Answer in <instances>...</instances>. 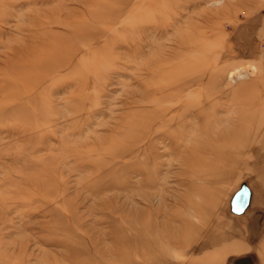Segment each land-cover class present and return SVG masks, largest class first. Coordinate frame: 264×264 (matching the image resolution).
<instances>
[{
    "label": "rangeland",
    "instance_id": "obj_1",
    "mask_svg": "<svg viewBox=\"0 0 264 264\" xmlns=\"http://www.w3.org/2000/svg\"><path fill=\"white\" fill-rule=\"evenodd\" d=\"M37 1L0 0V264H264V0ZM59 38L74 68L30 60ZM195 72L194 133L155 136L148 99ZM240 122L253 149L201 165Z\"/></svg>",
    "mask_w": 264,
    "mask_h": 264
},
{
    "label": "bare ground",
    "instance_id": "obj_2",
    "mask_svg": "<svg viewBox=\"0 0 264 264\" xmlns=\"http://www.w3.org/2000/svg\"><path fill=\"white\" fill-rule=\"evenodd\" d=\"M35 1V0H34ZM77 1V0H76ZM142 1V0H141ZM184 1V0H183ZM30 2H32V1H30ZM37 2H40V0L39 1H37ZM34 4H36V2H34ZM136 4V3H135ZM142 5V4H141ZM35 7V6H34ZM36 7H37V5H36ZM214 7V6H213ZM40 8V7H39ZM141 8V7H140ZM35 9H38V8H35ZM41 10V9H40ZM140 11V10H139ZM1 12V11H0ZM212 12V11H211ZM111 14V13H110ZM200 15V14H199ZM36 16V15H35ZM38 16V15H37ZM42 16H43V14H42ZM158 16V15H157ZM166 16V15H165ZM29 17V16H28ZM47 17V16H46ZM52 17V16H51ZM197 18H198V16H196ZM203 17V16H202ZM49 18V17H48ZM40 19V18H39ZM38 19V20H39ZM82 19V18H81ZM112 19H113V17H112ZM152 19V18H151ZM225 19V18H224ZM38 20H36V21H38ZM51 20H53V19H51ZM72 20V19H71ZM160 20V19H159ZM206 20V19H205ZM72 21H74V20H72ZM71 21V22H72ZM79 21V20H78ZM93 21V20H92ZM95 22H96V20H94ZM90 22V21H89ZM195 22V21H194ZM201 22V21H200ZM33 23V22H32ZM31 23V24H32ZM47 24H49L50 26H52V23H54V22H46ZM97 23V22H96ZM193 24V23H192ZM191 24V25H192ZM36 25H37V23H36ZM57 26H60V25H57ZM104 26H105V24H104ZM195 26V25H194ZM61 27V26H60ZM62 27H64V26H62ZM93 28V27H92ZM191 28V27H190ZM95 29V31L94 32H85V33H83V34H81L80 36H81V39H83V41H84V43L87 45V47L88 46H90V45H92V44H94L96 41H97V39H99L100 37H102V34H100L99 32H97V30H96V28H94ZM191 29H193V28H191ZM64 30H66V31H68V32H71V33H73V35L75 36L76 35V33H77V30L75 31V29H73V30H71L70 28H66L65 27V29ZM99 30V29H98ZM204 30V29H203ZM202 30V31H203ZM189 31V30H188ZM62 33H64L63 31H62ZM189 34H190V32H189ZM186 36V35H185ZM188 36L189 37H191L192 38V36H190V35H187L186 37H185V39L186 38H188ZM45 37V36H44ZM75 38V37H74ZM181 39V38H180ZM205 39V38H204ZM208 39V38H207ZM219 39V38H218ZM48 40V39H47ZM177 41H178V39H176ZM46 41V40H45ZM64 41V42H63ZM66 41H67V39H66ZM153 41V40H152ZM180 41H182V40H180ZM187 41V40H186ZM69 42V41H68ZM179 42V41H178ZM188 42V41H187ZM190 42L191 41H189V45H190ZM200 42V41H199ZM63 43V45L65 44V39H61V38H59V39H57V41H51V42H49V43H47L46 44V46L48 47V46H51V45H56V48H58V49H60L61 47H60V45ZM180 43V42H179ZM198 43V42H197ZM44 44V43H43ZM151 44V43H150ZM168 44V43H167ZM176 44V43H175ZM66 46H64L65 48H64V50L66 49H69L67 52L68 53H66L65 55H62V51H64V50H62L61 52H58L59 50H57V52H56V54H57V56H55V53L53 52H50V50H49V52H42V51H37V50H35V48H34V50L33 51H31L30 53H31V61H35V60H38V59H40L41 58V56H42V54H44V58H46V61L44 62H42V64L43 65H45V67H46V69L47 68H51V69H63V67H65V65H69V66H71V67H73L74 68V64H72V62L76 59V56H77V51L79 52V50H81V46L78 44H76V43H73V42H69L68 44H65ZM192 45V44H191ZM203 45V44H202ZM42 46V45H41ZM204 46V45H203ZM202 46V47H203ZM212 46V45H211ZM28 47V46H27ZM31 46H29V48H30ZM52 47V46H51ZM179 47L180 48H183L184 49V47H185V44H184V42H182V43H180L179 44ZM192 47V46H191ZM205 47V46H204ZM203 47V48H204ZM200 48V47H199ZM33 49V48H32ZM84 49V48H83ZM192 49V48H191ZM194 49V53H195V51H196V48H193ZM206 49H208V48H206ZM217 49V48H216ZM216 49H212V50H210L209 52L210 53H214L215 52V50ZM48 50V49H47ZM45 51V50H44ZM177 51V50H176ZM183 51V50H182ZM65 52V51H64ZM186 52V51H185ZM198 52V51H197ZM199 52H200V50H199ZM26 53V52H25ZM26 55V54H25ZM142 55V54H141ZM50 56V57H49ZM61 56H66V57H68V59H69V63H62V59H61ZM49 57V58H48ZM173 57V56H172ZM175 57H176V54H175ZM43 58V59H44ZM171 58V57H170ZM48 60V61H47ZM169 60V59H168ZM168 60H166L167 62H168ZM174 60V59H173ZM175 60H177V59H175ZM174 60V61H175ZM159 61V60H158ZM161 61H163L164 62V60H160L159 62H160V64H161ZM77 62H80V60L78 59L77 60ZM166 62V63H167ZM27 63V62H26ZM33 63V62H32ZM158 62L157 61H155V67H157L158 66V64H157ZM169 63V62H168ZM39 64V63H38ZM152 64V63H151ZM156 64H157V66H156ZM41 65V64H40ZM67 65V66H68ZM168 65H170V64H168ZM189 65H191V66H193V67H200L201 65H200V63H199V61H196V60H193V61H191V64H189ZM171 66V65H170ZM173 66V65H172ZM233 66V65H232ZM31 67H32V64H31ZM150 67H152L151 65H150ZM162 67H163V65H162ZM165 67H166V65H165ZM37 68V67H36ZM77 68V67H76ZM154 68V67H153ZM153 68H151V69H153ZM168 68H169V66H168ZM185 68V67H184ZM188 68V67H187ZM186 68V69H187ZM201 68V67H200ZM228 68V67H227ZM32 69H33V67H32ZM166 69V68H165ZM164 69V70H165ZM234 69V68H233ZM255 67H253V69L250 71V73L252 74H255ZM34 70H35V68H34ZM188 70V72L190 71L189 69H187ZM152 71H154L155 72V70H152ZM160 71V70H159ZM257 71V70H256ZM50 72V71H49ZM250 73H248V74H250ZM238 75H239V72H238ZM61 76V75H60ZM186 76V75H185ZM239 76H248L247 75V73L246 74H240ZM238 76V77H239ZM38 79V80H37ZM36 80L37 81H42L43 79H45V77H44V75L42 74V75H40L38 78H37ZM158 79H160V77L158 78ZM162 79V78H161ZM200 79V76H199V74H197L196 75V72L195 73H192V75L190 76V77H186V79L184 78L182 81H180V82H175V83H173V84H170V85H167V86H165V87H161V88H157V90H156V92H155V96L153 97V98H150V99H148L149 101H150V103H151V105L153 106V108H154V113H153V115H152V117L148 120V123H149V121H151V124L153 123V124H156V122H157V118H160V117H162V118H164V119H166L163 123H162V125L161 126H159V128H157V130L155 131V136H160V134H161V130L163 131L164 130V132L165 131H170V129L171 128H173V127H178V128H181V129H185V132H189L190 134L189 135H191V134H193L194 133V131H195V126L197 125L196 123H193V121H192V123H188L186 120H185V118L186 117H194V116H196V117H198L199 115H200V113L201 112H199V110H196V109H194V110H192V111H190L189 109V106H190V103L192 102H187V101H184V99H183V96L181 95L182 93H184L186 90H188L189 88H191L194 84L193 83H195V82H197L198 80ZM240 79H242V78H240ZM29 80V79H28ZM72 80V79H71ZM60 84V83H59ZM57 85V84H56ZM149 87H150V85H149ZM239 91V90H238ZM49 94V93H48ZM154 94V93H153ZM181 95V96H180ZM150 96H151V93H150ZM174 96H177L178 98L175 100L174 99ZM21 97V96H20ZM171 99H173L174 101H176L175 103H173L172 104V102H170V100ZM167 102H170V104H167ZM75 106V105H74ZM71 107H73V106H71ZM72 109V108H71ZM73 110H74V107H73ZM71 111V110H70ZM25 112V111H24ZM73 112V111H72ZM54 113H57V112H55L54 111ZM58 113L60 114L61 112L58 110ZM57 113V114H58ZM240 115H242L243 116V119H241V120H243L244 121V118H249V115H250V113L247 111V110H243V111H241V114ZM62 116V115H61ZM238 116V115H237ZM217 119V118H216ZM218 120V119H217ZM51 121V120H50ZM195 121V120H194ZM219 122V121H218ZM55 124V123H54ZM194 124H196V125H194ZM213 124V123H212ZM20 125V124H19ZM144 125V121H142L140 118H137L136 120H135V122L134 121H132V124L128 127V125H126V123L124 122V127L125 128H128V131H130V130H132V133H134L133 132V129H135L136 130V128H138V127H140V126H143ZM26 126V125H25ZM62 126V125H61ZM199 126V125H198ZM212 127H214V126H212ZM227 127V126H226ZM236 127V128H235ZM235 127H234V129H224L225 131H223L224 132V134L223 133H221V135L219 136V138L218 139H213V141L212 142H210L209 144H210V146H211V151H210V155H212V156H216L217 157V159H215V161L214 162H208L207 160H201L199 163L201 164V165H204L205 167H210V166H213V167H216V166H221V165H223L224 167L226 166V164H229L230 163V157H231V153L232 152H244L245 150H252L253 149V147L252 146H249V145H247L246 143H244V142H241V141H238V140H236V137H239L238 135L239 134H241V136H243L244 137V135L242 134V133H245V130H248V129H250L249 128V126L247 125V123L246 122H240V124H235ZM94 128V127H93ZM200 129H201V127H200ZM67 130V129H66ZM89 130V129H88ZM197 130H199L198 128H197ZM215 130V129H214ZM203 131V130H202ZM209 131V130H208ZM207 132V131H206ZM212 132V131H211ZM125 134V133H124ZM131 135V134H130ZM136 135H138V134H136ZM125 136V135H124ZM133 135H131V137H132ZM264 136V135H263ZM137 137V136H136ZM136 137H134L133 136V138H135L136 139ZM262 137V136H261ZM188 139V138H187ZM68 140V139H67ZM199 136H197V135H195L194 134V136H191V138L189 139V141H190V143L191 144H197L198 142H199ZM239 140H241V139H239ZM99 141V140H98ZM73 143V142H72ZM84 144V143H83ZM179 146V144H178V142H177V140H176V138H175V140H174V142L172 143V147H175V146ZM183 146H186V147H188L187 145H185V144H183ZM208 147V143L206 142V143H204V142H202V143H200V145H198V146H195V145H193V147H192V150H194V151H201L202 149L204 150V148H207ZM97 148V147H96ZM250 148H252V149H250ZM126 149H128L127 147L125 148V147H123L122 146V149L118 152L119 153V155L120 154H123V153H125L126 152ZM187 150V149H186ZM64 155V154H63ZM69 155V154H68ZM197 156V155H196ZM194 157V156H193ZM208 158V157H207ZM193 160L194 159H196L195 157L194 158H192ZM233 159V158H232ZM210 160V159H209ZM197 161V160H196ZM213 161V160H212ZM234 162H237V160L236 159H234ZM26 164H27V162H26ZM248 164V163H247ZM211 168V167H210ZM213 172H214V169H213ZM211 175V174H210ZM20 186V185H19ZM16 188H18V187H16Z\"/></svg>",
    "mask_w": 264,
    "mask_h": 264
},
{
    "label": "water",
    "instance_id": "obj_3",
    "mask_svg": "<svg viewBox=\"0 0 264 264\" xmlns=\"http://www.w3.org/2000/svg\"><path fill=\"white\" fill-rule=\"evenodd\" d=\"M243 199H245V196L243 195ZM243 206V205H242Z\"/></svg>",
    "mask_w": 264,
    "mask_h": 264
}]
</instances>
